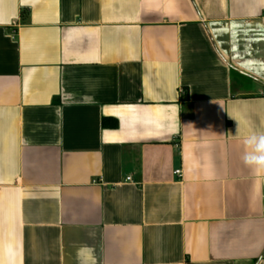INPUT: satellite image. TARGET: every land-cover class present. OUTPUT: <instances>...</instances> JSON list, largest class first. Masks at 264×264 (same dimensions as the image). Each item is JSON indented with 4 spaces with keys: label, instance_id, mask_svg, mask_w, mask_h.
Segmentation results:
<instances>
[{
    "label": "crops",
    "instance_id": "1",
    "mask_svg": "<svg viewBox=\"0 0 264 264\" xmlns=\"http://www.w3.org/2000/svg\"><path fill=\"white\" fill-rule=\"evenodd\" d=\"M253 133L264 0H0V264H264Z\"/></svg>",
    "mask_w": 264,
    "mask_h": 264
},
{
    "label": "clouds",
    "instance_id": "2",
    "mask_svg": "<svg viewBox=\"0 0 264 264\" xmlns=\"http://www.w3.org/2000/svg\"><path fill=\"white\" fill-rule=\"evenodd\" d=\"M243 162L256 172H264V133H253L244 139Z\"/></svg>",
    "mask_w": 264,
    "mask_h": 264
},
{
    "label": "built area",
    "instance_id": "3",
    "mask_svg": "<svg viewBox=\"0 0 264 264\" xmlns=\"http://www.w3.org/2000/svg\"><path fill=\"white\" fill-rule=\"evenodd\" d=\"M175 175L180 176V175H181V170H177V171H175ZM127 180L130 181L131 178H128Z\"/></svg>",
    "mask_w": 264,
    "mask_h": 264
}]
</instances>
